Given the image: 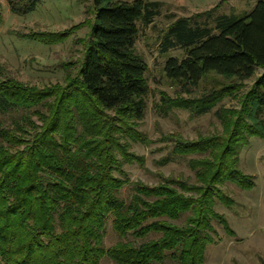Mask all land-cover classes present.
<instances>
[{
    "label": "trees",
    "instance_id": "trees-1",
    "mask_svg": "<svg viewBox=\"0 0 264 264\" xmlns=\"http://www.w3.org/2000/svg\"><path fill=\"white\" fill-rule=\"evenodd\" d=\"M7 1L16 15L33 11L37 2ZM92 5L83 63L64 87L0 80V264H101L104 259L205 264L213 243L210 222L231 233L213 209L217 200L226 203L216 186L253 187L236 169L237 148L262 137L246 119L264 126L258 119L264 114V74L243 96L239 112H231L234 122L216 112L223 138L173 148L181 157L204 156L189 161L194 185L163 176L154 186L130 182L123 165H143V158L130 152L131 144L147 142L137 130L148 94L147 66L135 52L138 23L150 24L160 4L92 0ZM213 25L179 18L162 43L163 53L184 51L181 59L167 58L163 71L185 93L210 74L229 81L186 107L198 116L232 95L256 69L264 70V0L244 16H218ZM47 36L42 39L47 44L62 38ZM183 217L182 224L173 223ZM107 224L117 238L109 247L103 244Z\"/></svg>",
    "mask_w": 264,
    "mask_h": 264
},
{
    "label": "rangeland",
    "instance_id": "rangeland-1",
    "mask_svg": "<svg viewBox=\"0 0 264 264\" xmlns=\"http://www.w3.org/2000/svg\"><path fill=\"white\" fill-rule=\"evenodd\" d=\"M147 1L160 4L150 24L138 23L135 42V52L147 66L146 109L137 128L147 142L131 144L130 148V152L143 158V165L124 164L123 171L130 182L140 181L149 186L158 184L160 176L194 185L189 161L204 156L181 157L172 152L173 148L183 143L215 142L223 138L224 125L216 112L228 114L227 118L234 122L236 116L231 112H239L243 96L264 70L256 69L254 76L241 82L232 95L225 96L207 114L198 116L186 107L229 85V81L210 74L197 88L185 93L180 85L168 80L163 71L167 58L181 59L184 51L176 47L163 53V38L179 18L192 19L201 26L213 28L216 17L244 16L260 0ZM94 15L92 0H37L34 10L25 15L12 13L8 1L0 0V80L11 78L38 89L54 85L64 87L67 78H75L83 63ZM47 35L62 38L55 44H47L42 41ZM258 119L264 120V114ZM246 121L247 126L255 128V125L260 129L262 137H250L244 145L238 146L236 169L253 187L241 189L232 183L216 186L226 203L217 200L213 209L224 218L231 233L216 221L210 222L214 229L210 234L213 243L206 249L205 264H264V126H257L249 117ZM128 193L125 188L123 195ZM183 221L184 217L173 223L182 224ZM116 241L107 224L104 246L109 247ZM101 264L111 263L104 259Z\"/></svg>",
    "mask_w": 264,
    "mask_h": 264
}]
</instances>
